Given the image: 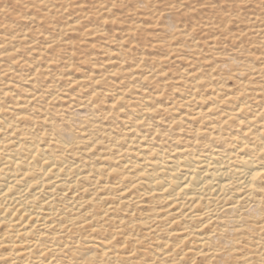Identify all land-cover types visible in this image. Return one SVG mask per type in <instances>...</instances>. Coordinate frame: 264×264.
Instances as JSON below:
<instances>
[{
    "label": "rangeland",
    "instance_id": "rangeland-1",
    "mask_svg": "<svg viewBox=\"0 0 264 264\" xmlns=\"http://www.w3.org/2000/svg\"><path fill=\"white\" fill-rule=\"evenodd\" d=\"M184 93L200 95V101L182 104ZM217 101L221 104L213 106L222 115L244 102L250 108L223 118L222 126L215 122L212 129L207 119H191L196 106L204 111ZM0 117L9 128L34 133L41 142L50 132L68 134L75 154L66 157L90 166L100 185L105 179L100 162L115 167L113 157L119 154L165 147L168 155L169 149L186 144L214 149L236 137L246 139L242 133L248 126L252 136L261 138L264 0H0ZM130 124H135L131 133L125 128ZM195 128L205 131L196 134ZM217 132L222 143L212 136ZM122 172L117 169L118 176ZM94 178L78 186L89 189ZM122 181L127 185L130 178ZM93 191L83 196L105 193ZM116 198L106 201L115 204ZM95 202L92 213L103 217L57 241L64 249L55 255L60 259L55 264H166L153 249L168 238L171 247L178 238L167 235V229L155 235L149 225L133 222L145 214L154 218L156 210L137 215L142 209L120 204L105 212ZM240 218L227 237L230 244L220 246L218 264H264V231L258 229L264 216ZM158 236L163 240L151 242ZM102 244L109 249L99 255ZM185 246L175 253L178 258ZM5 260L0 257V264ZM194 261L207 263L200 256Z\"/></svg>",
    "mask_w": 264,
    "mask_h": 264
},
{
    "label": "bare ground",
    "instance_id": "bare-ground-1",
    "mask_svg": "<svg viewBox=\"0 0 264 264\" xmlns=\"http://www.w3.org/2000/svg\"><path fill=\"white\" fill-rule=\"evenodd\" d=\"M180 96L181 103L189 106L201 98L192 93ZM221 101L206 104L204 111L201 110L203 105L196 106L198 110L191 113V119H207L212 125L208 128L212 129L215 122L222 126L223 118L231 119L250 108L244 102L235 108V112L222 115L223 111L215 110L218 106H213L220 105ZM137 119L138 124L142 123L141 116ZM236 123L242 121L238 118ZM134 126L130 124L125 128L131 133ZM249 127L242 133L247 134L246 139L231 137L233 139L225 141L224 145L216 143L218 149L189 148L186 144L183 148L169 149L172 154L168 155H165V147L161 150L151 147L146 152L139 150L129 157L119 154L113 157L115 167L100 162L98 169L103 170L105 176L100 185L90 166L70 159L75 152L71 149L68 134L50 132L41 142L34 133L9 128V122L0 117V257L6 259L1 264H55L60 261L55 255L64 248L57 246V241L68 239L77 227H87L103 217L92 213L95 200L105 212L120 204L142 209L136 210L137 215L156 210L154 218L145 214L133 222L135 225H149V232L155 230V235H165L163 232L167 229V235L178 238L171 247L168 245L169 236H165L167 241L155 246L154 253L162 256L159 261L195 264L194 259L200 256L207 261L206 264L211 260L220 263V246L230 244L227 237L236 230L234 226L241 215L264 216V184L252 180V176L264 172V136H252ZM204 131L202 128L193 130L196 134ZM219 134L212 135L218 143L222 140ZM126 140L130 146L132 138ZM192 145L195 146V139ZM119 168L123 170L120 176L117 175ZM91 177L95 178L88 185L94 186L89 189L85 184L78 186L79 181ZM126 177L130 182L123 186L122 179ZM89 190H94L93 193L104 190L105 193L86 198L84 192ZM110 197H117L115 204L106 201ZM78 207H84L83 213L79 211L78 215H71ZM81 215L85 217L78 222ZM153 219H157L158 226H155L156 222L151 223ZM116 222L121 224L122 220ZM130 224L127 222L128 226ZM258 229L264 231V225ZM85 236L89 235L80 238ZM160 238L153 237L151 242L162 241ZM184 245L188 246L179 252L181 256L178 258L175 253ZM108 249L103 246L96 250L99 255H104ZM192 249L196 250L193 254ZM189 253L192 258L182 261V257Z\"/></svg>",
    "mask_w": 264,
    "mask_h": 264
},
{
    "label": "snow or ice",
    "instance_id": "snow-or-ice-1",
    "mask_svg": "<svg viewBox=\"0 0 264 264\" xmlns=\"http://www.w3.org/2000/svg\"><path fill=\"white\" fill-rule=\"evenodd\" d=\"M252 180L255 181H260L261 184H264V172H260L257 175L252 176Z\"/></svg>",
    "mask_w": 264,
    "mask_h": 264
}]
</instances>
